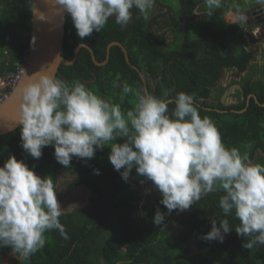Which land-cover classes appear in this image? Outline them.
Masks as SVG:
<instances>
[{
	"label": "clouds",
	"instance_id": "clouds-1",
	"mask_svg": "<svg viewBox=\"0 0 264 264\" xmlns=\"http://www.w3.org/2000/svg\"><path fill=\"white\" fill-rule=\"evenodd\" d=\"M155 2L55 0L70 14L81 40L101 32L113 17L126 28L134 20L132 9L147 18ZM204 4L212 16L222 0H204ZM121 91L122 98L128 94L136 98L127 111L79 80L69 84L45 71L35 73L21 90V147L39 159L43 148L53 146L55 159L67 168L73 157L90 160L97 150L109 146L108 159L122 179L127 182L135 169L153 183L169 214L187 211L208 194L221 191L219 207L224 217L234 215L239 221L235 231L244 238L242 246L252 250L264 245V164L253 163L248 151L226 145L215 121L200 116L194 95L178 92L169 100L126 81ZM168 93L164 90L163 97ZM119 138L124 142L117 143ZM49 177L37 175L14 155L0 167V247H10L25 260L44 248L46 232L58 230L68 238L60 221L64 208ZM164 219L157 209L153 223L162 225ZM232 230L227 218L219 222L212 218L211 230L202 239L222 243Z\"/></svg>",
	"mask_w": 264,
	"mask_h": 264
},
{
	"label": "trees",
	"instance_id": "trees-1",
	"mask_svg": "<svg viewBox=\"0 0 264 264\" xmlns=\"http://www.w3.org/2000/svg\"><path fill=\"white\" fill-rule=\"evenodd\" d=\"M178 1L185 11L192 0ZM226 1L227 4L222 3L220 8L214 10L212 16L206 17V20H211L219 16L214 29L202 23L203 29L195 38V35L191 36L187 26L184 31L186 41L182 44L181 50L160 51L153 57V54L149 52L152 43L146 38L147 33L142 25L138 27L128 25L122 29L120 25L113 22L109 39L122 41L128 33L132 34L131 37H137L136 33L140 32L144 33L145 37H142L141 43L148 48L145 56L150 60L153 58L160 64L167 63L169 59H176L182 53L192 58L195 64L202 65L195 71L192 83L188 85L185 77L177 73L176 90L168 95V98L186 90L187 94L194 95L195 99L196 96L207 95L210 86L221 74L219 68L236 65L243 69L247 60L252 57L251 53H246L242 48L241 26L238 23H228L224 19V15L230 9L237 12L241 8V1L237 0L234 3L230 0ZM260 4L264 5L261 1L256 6L242 5V7L247 9L252 20L256 21L258 19L256 14L264 13ZM218 10H220L219 14ZM31 16L32 0L0 1V72L12 70L16 63L21 62V57L29 44ZM102 31L107 32V28L105 27ZM94 36L92 33L90 37L81 40L76 33L70 14L67 15L61 54L70 60L79 41L86 42L93 48L92 40L97 41L101 38V41H107V33L99 32ZM189 37L192 39L189 40ZM102 47H104L103 44ZM199 51L202 55L197 54ZM177 61L179 60L176 59L172 63V68L184 73ZM87 64L95 69L89 51L82 47L73 65H60L56 78L69 84L79 80L97 95L106 99L111 98L112 102L120 104L124 111L134 106L136 103L134 95L128 94L122 98L124 75L128 76L132 87L143 88V85L139 77L132 74L123 53L117 46L111 49L107 66L103 68L107 76H101L99 82L88 84L79 79V75L83 79L92 78ZM77 67L81 68L80 72ZM150 73L151 70H149ZM167 85H169L167 80H160L159 86L150 90L153 95L164 98L163 92ZM253 87L250 90H253L256 95L257 102L251 99L247 109L240 113L218 114L214 110H207L194 103L201 117L207 116L215 121L226 145L236 146L241 152L248 151L253 163L264 164V106L262 105L264 104V84L256 82ZM198 89L200 93H197ZM243 105L239 103L236 108L242 109ZM168 107L169 111H172L174 104L170 102ZM20 129L21 126L0 135V167L10 155H14L17 160H23L29 168L34 169L37 175L50 176L56 187L59 184L57 182L59 173L74 175L75 177L68 185L69 191L73 190L72 194H76L82 189L86 190L85 200L89 204L93 203V207L87 209V213H78L77 209L64 211L60 221L65 227L68 238L62 237L58 230L46 232L44 248L32 255L30 259L25 260L12 253L10 247H0V264H100L101 261L103 264L119 262L126 264H264V245H257L252 250L245 249L242 246L244 238L239 237L235 231L239 221L234 215L223 216L219 207V198L223 194L221 191L208 194L187 211L173 210L171 214L164 205L160 204L162 197L157 191L153 197L150 195L149 199L142 202L140 207L142 217L135 223L132 220V214L140 197L136 187L146 186L151 181L138 175L133 169L128 181L125 182L120 172L114 169L108 159L109 146H105L103 150H97L94 158L90 160L73 157L70 167L66 168L55 159L53 146L43 148L39 159H34L25 152L21 147ZM116 142L123 143L124 139L119 138ZM249 144L251 147L246 149L244 146ZM94 169L99 170L98 175L94 173ZM157 209L165 215L162 225L153 223ZM212 218H215L217 222L227 218L233 229L225 236L222 243L202 239V236L211 230ZM170 223L178 228L177 233L170 228ZM191 245L195 247L192 252ZM9 260L10 263H8Z\"/></svg>",
	"mask_w": 264,
	"mask_h": 264
},
{
	"label": "flooded vegetation",
	"instance_id": "flooded-vegetation-1",
	"mask_svg": "<svg viewBox=\"0 0 264 264\" xmlns=\"http://www.w3.org/2000/svg\"><path fill=\"white\" fill-rule=\"evenodd\" d=\"M222 3L227 4V1L222 0ZM205 7L204 0H192L184 11L180 3L179 14L176 15L171 6L156 0L154 8L149 12L147 18L141 15L138 10L132 9L131 11L133 12L134 20L132 22L130 21L129 26L138 27L142 25L143 30H145L147 33L146 38H148L152 43L149 52H151L154 57L158 55L160 51L181 50L182 44L184 41H186L184 37V31L187 26L190 28L191 23L203 22L207 19L206 17L209 10ZM262 9L264 11V5L262 6ZM228 12L233 11L230 9ZM249 18L252 20L251 15H249ZM258 18L260 20H252L251 22L247 21L246 17H243L241 20L235 19L236 21L233 23H238L242 29V48L246 53H251L252 57L247 60L243 69L236 65L219 68L221 74L217 79L214 80L207 95L195 97L194 102L197 103V105L207 110H214L218 114L229 112L240 113L247 109V107L250 105L251 99H253L255 102L257 101L256 95L253 93V90L250 89L256 82H261L264 84V64H260L258 66L256 65L258 61H253L252 59L254 57L258 58L260 55L259 53L263 50L262 48H259L260 51L254 49L253 31L254 27L258 26L259 23L262 22L264 13ZM113 22H115L114 17L110 18L105 26L107 28V32L101 31L102 33H107V41H101V38L97 41L96 39L92 40L94 48L97 47L95 50L89 44L82 41H79L75 46L74 50L78 47L77 55L80 48L82 47L89 51L90 59L93 63V66L95 67L94 69L92 65L90 66L87 64L86 66L89 69V73L92 75V78L83 79L79 75V79L88 84H95L99 82L101 76L104 75L106 77L107 73H105L106 71L103 68L107 66L111 49L114 46H117L123 53L126 64L132 70V74L134 73L139 77L143 85V89L145 86L147 87V92L152 93L150 88L154 90L157 85L159 86L160 80H167L169 85H167L164 90H169L168 95L172 94L177 87V73L179 75L182 74V76L185 77L188 85L189 83H192V77L195 75V71H197L202 65L195 64L192 58L187 57L183 53L181 56L178 55L176 59L179 60L177 61V64L182 68L184 73H180L178 70L172 68V63L175 62L176 59H169L167 63L162 64H160L157 59L156 61H154L153 58L150 60V58L145 56L148 52V48L144 47L141 43L142 37H145L143 36L144 33H136L137 37H131L132 34L128 33V36H124L122 41H119L118 39H109L111 35V24H113ZM96 33L97 32L94 31L93 35L96 36ZM198 36L199 34H196L195 38ZM191 39L192 38L189 37V40ZM174 42H176V44H174ZM102 44L104 47H102ZM169 44L175 45L176 48H173L171 45L167 47ZM197 54L202 55L201 51L197 52ZM77 55L73 63L69 65L74 64V62L77 60ZM72 58L70 60H72ZM77 69L79 71L81 68L77 67ZM149 70H151L150 74ZM124 76L125 77L123 78L122 82L126 81L130 86H133L128 80V76ZM223 81L228 82L224 88L222 87L223 89H219L218 87L223 85ZM216 90L219 92L215 94L214 92ZM181 92L187 93L186 90ZM197 93H200L199 89ZM221 95L222 97H225V100H222ZM164 98L171 100L173 97ZM239 103L244 104L242 109L236 108Z\"/></svg>",
	"mask_w": 264,
	"mask_h": 264
},
{
	"label": "water",
	"instance_id": "water-1",
	"mask_svg": "<svg viewBox=\"0 0 264 264\" xmlns=\"http://www.w3.org/2000/svg\"><path fill=\"white\" fill-rule=\"evenodd\" d=\"M41 15L44 19H40ZM67 15L69 14L55 4V0H32V25L26 54L25 73L10 96L0 104V135L9 133L20 126L18 107L21 90L24 83L27 82V78L40 71H45L56 78L59 66L72 64L76 58L78 47L74 50L72 60H67L61 54ZM146 88L145 86V91H147ZM262 105L264 106V104ZM152 186L153 183L149 182L146 186L140 187L138 191ZM140 200L141 197L136 208H140Z\"/></svg>",
	"mask_w": 264,
	"mask_h": 264
},
{
	"label": "rangeland",
	"instance_id": "rangeland-1",
	"mask_svg": "<svg viewBox=\"0 0 264 264\" xmlns=\"http://www.w3.org/2000/svg\"><path fill=\"white\" fill-rule=\"evenodd\" d=\"M0 1H2V0H0ZM159 1L171 6L173 8V10L175 11L176 15L179 14L180 3H179L178 0H159ZM240 1H241L240 2V5H241L240 7H242V5L243 6H250V5L254 4V0H240ZM217 13L219 14L220 10H218ZM245 17L247 18V21H250V22L252 21L249 18L248 15L247 16L245 15ZM218 18H219V16L217 18L213 17L211 20H206L205 21L206 23L204 21L203 22H198V23H191L190 28L188 29L190 31L191 36L196 35V34L201 32V30L203 29L202 28V23H204L206 25V27L209 26V28H211V29L213 28L214 29L216 27L217 23H218ZM226 19H227V21L229 23H233L234 21H236L235 20L236 19L235 16L231 15V14H227L226 15ZM258 20H260V19L258 18L257 21ZM261 27L262 28L264 27V23L263 22H260L258 26L254 27L256 30L253 31L254 32V40H253L254 49L257 50V51H260L259 48L263 49L259 53L260 55H259L258 58H255V57L252 58L253 61H258L256 63V65H258V66L260 64H264V33L261 31V33L259 34V32L257 31ZM171 46L173 48H176V46L173 45V44ZM255 68H256V66H255ZM227 82L223 81V85L219 86L218 88L219 89H223L224 86L227 84ZM217 92H219V91L216 90L214 93L216 94ZM221 97H222V95H221ZM224 98L225 97L223 96L222 100H225ZM58 176L59 177H58V181L57 182H59V184L56 187L58 189L57 193H56L57 194V200L61 204V207L64 208V211H74V210L77 209L78 213H87V209L89 210L90 207H93V203L89 204L85 200L86 190L82 189V190H80V193L72 194L73 190L69 191L68 185H69V182L75 176L71 175V174H67V173H59ZM77 187H80V186H77ZM137 189H139V187ZM157 191L158 190L155 189L154 186L139 191L140 192V197H141L140 207H141L142 202H144L145 199L147 200L151 196L153 197L154 194ZM132 220L135 223H137V222H139L141 220V210H140V208H135L134 209V213L132 214ZM170 228L174 231V233H177L178 228H175V225H173L172 223H170ZM190 250H191V252L194 251L195 247L193 245H191ZM7 257H9V256H7ZM10 260L8 261V263H10ZM5 261H6V259H5ZM100 264H103V262L101 261ZM117 264H126V263L119 262Z\"/></svg>",
	"mask_w": 264,
	"mask_h": 264
},
{
	"label": "built area",
	"instance_id": "built-area-1",
	"mask_svg": "<svg viewBox=\"0 0 264 264\" xmlns=\"http://www.w3.org/2000/svg\"><path fill=\"white\" fill-rule=\"evenodd\" d=\"M235 2L236 0H231ZM26 52L21 57V62L15 64L12 70L0 72V104L3 103L11 94L12 90L18 85L25 73Z\"/></svg>",
	"mask_w": 264,
	"mask_h": 264
},
{
	"label": "crops",
	"instance_id": "crops-1",
	"mask_svg": "<svg viewBox=\"0 0 264 264\" xmlns=\"http://www.w3.org/2000/svg\"><path fill=\"white\" fill-rule=\"evenodd\" d=\"M261 1H262V3H264V0H254V4L253 5L256 6V4L261 3ZM253 5H250V7L253 6ZM260 5H262V4H260ZM227 14L234 15L237 20H241V18L242 17H245V15L246 16L247 15L248 16L250 15L249 11L247 9H243V7L239 8L237 12L236 11H233V12H228ZM262 14L263 13H257L256 14V18L259 17V16H261ZM224 19H225L226 22H228L227 19H226V16L224 17ZM262 22L264 23V18H263ZM263 28L261 27V28H259L257 30L259 32V34L261 33V31L264 33V29ZM254 30H256V29L254 28Z\"/></svg>",
	"mask_w": 264,
	"mask_h": 264
},
{
	"label": "bare ground",
	"instance_id": "bare-ground-1",
	"mask_svg": "<svg viewBox=\"0 0 264 264\" xmlns=\"http://www.w3.org/2000/svg\"><path fill=\"white\" fill-rule=\"evenodd\" d=\"M231 1V0H230ZM237 1V0H236ZM233 2V1H232ZM234 3V2H233Z\"/></svg>",
	"mask_w": 264,
	"mask_h": 264
}]
</instances>
